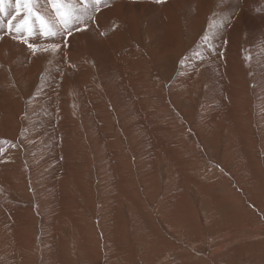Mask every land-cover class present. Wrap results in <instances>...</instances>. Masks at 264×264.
<instances>
[{
  "label": "rangeland",
  "instance_id": "rangeland-1",
  "mask_svg": "<svg viewBox=\"0 0 264 264\" xmlns=\"http://www.w3.org/2000/svg\"><path fill=\"white\" fill-rule=\"evenodd\" d=\"M77 1L84 6L70 8L73 20L96 7L95 0ZM120 2L106 14L115 22L119 11L129 23L118 40L128 59L119 71L111 62L95 67L85 48L87 62L73 65L63 108L76 125L71 150L60 143L58 156L36 153L37 118L30 117L37 109L35 93L54 66L49 61L28 71L0 36L6 92L0 101L12 110L3 118L12 132L0 123V264H264V0H229L220 18L206 2L202 8L193 0L163 13L165 23L180 15V33L173 25L175 33L164 36L150 33L155 23L146 17L132 35V9L126 10L128 0ZM45 3L37 0L36 10L48 20L43 7L51 5ZM14 4L5 0L6 12ZM233 9L241 12L238 39L226 33ZM204 10L208 14L199 18L196 12ZM24 14L22 9L10 31L38 34L17 30ZM250 16L256 24L247 22ZM252 32L260 36L251 45ZM235 42L231 64L214 62L221 53L213 49ZM99 45L109 58L107 34ZM206 51L213 56L204 81L180 74L183 64L187 71ZM132 67L139 71L130 80L125 75ZM57 88L60 95L64 88ZM81 104L93 111L87 122L81 121Z\"/></svg>",
  "mask_w": 264,
  "mask_h": 264
},
{
  "label": "bare ground",
  "instance_id": "bare-ground-1",
  "mask_svg": "<svg viewBox=\"0 0 264 264\" xmlns=\"http://www.w3.org/2000/svg\"><path fill=\"white\" fill-rule=\"evenodd\" d=\"M91 1L92 0H90V2ZM120 1H122V0H112L111 5L105 3V1H104V3H105L104 5H99L98 4L99 1L95 0L94 2L96 3V7L92 12L90 9L88 10V7L87 8L83 7L84 8L83 14L85 15V17L84 18L78 17V18L74 19L72 21V23L68 26L67 31H65L63 28H57L55 36L43 35L39 25L37 23H34V22L31 23V29L37 30L39 32L38 34L25 35V34L18 33L16 30H13L11 32L9 30V21L13 20L14 16L16 17V19L13 20V23H14V21L18 20V16H19L20 12H22V9H23L21 7V11L18 13L16 11L17 6L15 4H14V7H11V8L8 7L9 9L7 10V12L3 13L1 15L0 20L3 23L0 24V33H1L0 36L4 38L6 43H9V47L7 48L8 52H14L15 51L17 54H19L20 55L19 61L21 62V64L23 66L26 65L29 68L28 71H31V69H34V68L36 69L41 63L49 62V61L52 64L49 66H54L51 69V71H50V73L46 79L47 84H41L38 87L37 92L35 93V96L33 99L34 101L38 102L37 106H36L37 107L36 113L34 115L30 116L31 118L32 117L37 118V126H36L37 133H36V135H32V137L36 143L40 142V145L38 147L39 149L36 150L37 154H38L39 150H41V151H45L44 153H47L48 155H49V153L50 154L52 153L55 155L57 154V156H58V154H59L58 152H60V150L57 152V147L60 143L63 145L65 142L67 143V145H65V147L63 149L69 148L71 150V144L69 141L70 136H71L70 131H71V128L76 127V125H75L73 119L68 117V115L65 113L63 108L69 102V99L67 98L66 91L69 88L70 84H67V80L69 79V76H70L69 74L73 70V65L76 64V61L81 62V60H83L84 58H85L84 62H87V59L84 56L85 48H86V52L88 50L90 56L93 58L95 67H99V65H102L104 68H107L109 63L111 62L114 64V66L116 67V69L118 71L122 67L124 68L122 63L126 58L128 59L129 55L125 50H121L123 44L118 42V40H121V36H120L121 33L120 32H122V31H119V30L125 31L126 27L129 25V23L126 21H122L120 15H119V11L117 12V15L115 16V18H116L115 22L109 21L112 18H114V16L106 14V9L108 7L118 6L119 4L122 3ZM195 1L197 4L202 5V8L206 2L209 5V10H213V9L215 10L216 9V12L219 14L218 18L223 17L226 14V13H224V8H225L224 5L230 4L229 0L226 1L224 3V5L222 4L221 0H195ZM192 2H193V0H128L126 10L132 9V35L137 34V29L140 26L138 20L141 17H146L148 19L147 21L152 20L155 23L154 26L148 28V30L152 34H153L154 30L163 34V36H164V33H166L167 35H168V33L174 34L175 30L177 31V33H180L179 26H178V20L180 18V15L176 14V15H179L177 17H176V15H174L173 19H168L165 23L164 22L165 18H164L163 13H165L168 9H170L171 12L174 10H177V9H179V7L182 4H187L189 6L190 4H192ZM47 4H49V2L46 0L45 5H47ZM77 4L80 6V8L82 6H84L82 4L80 5L77 0H64V6L70 5L69 8L64 7L66 9H70L72 6L75 7ZM101 4H103V3L101 2ZM43 8H45L48 20H50V21L54 20L56 13H55L54 9L52 8V6H44ZM202 8H199V9L202 10ZM85 9H86V11H85ZM90 13L93 14V17H90ZM228 13L230 14L229 19H228L229 27L228 26L226 27V33L232 34V35H234L235 38H237L238 31H240V29H241L240 24H239V17L241 15L240 9H233L232 11H229ZM196 14H197V16H199V18H201V17H204L205 15H207L208 12L206 10H204L202 12H196ZM235 15H238L237 19H235V17H234ZM87 16H89L90 18H93L94 19V20H92L93 22L87 23V20H86ZM183 16H186V13H184ZM194 19L198 20V17H195ZM247 22H251L253 24H256V19L254 17L250 16L247 18ZM92 23H94V24H92ZM111 23H113V24H111ZM110 25L112 26L111 28L109 27ZM173 25H174L175 30L172 28ZM92 29H95L97 31L96 35H95L96 32H94V34H92ZM69 32L71 33L70 34L71 38L67 37V36H70L68 34ZM76 32H79V33H76ZM90 32H91V34H90ZM74 33H76V34H74ZM98 33H105V34H98ZM106 34L109 36V38L111 40V44L113 46L110 49L111 54H110L109 58H106L105 49L99 45L100 37L106 36ZM257 34H258V36H260L259 32ZM257 34L255 32L251 33V35L249 37V40H251V45H252V42L256 39V37H258ZM82 38L86 39V41L84 42V45H82L80 43V40ZM19 39L21 40V42ZM64 39H67V41ZM58 42L61 44L62 47L59 46L60 48H56L53 50V46H55ZM178 43L181 44V41H179ZM77 44H78V46H77ZM236 44L238 46V43L235 42L232 46H230L231 44H229V45L226 44V46L225 45H223V46L219 45L218 47L213 49L216 53H221L219 56H217L214 59V62L219 63V64H231L232 60L234 59V56H232V55H234L236 53V49H238V47H239V46L236 47ZM29 45H31L32 47H29ZM0 49H1V47H0ZM51 50L56 55L58 54L59 51H61L62 52L61 57L50 59L49 56L52 52ZM263 52H264V50H263ZM95 55L101 56V63H99V64L96 63V56ZM211 56H213V54L211 55L210 51L204 52L200 56V59L198 62L196 59L193 60L192 62H189V64L187 65V71L184 70L185 65L183 64L181 66L182 68L180 69V74H182L183 72H187L188 73L187 77L189 78L190 81H193L194 78L201 79L202 81H204L206 76L209 73V68H208L207 63L209 62ZM260 58H264V53L260 54ZM131 60L132 59H130L129 61L132 64ZM33 62L37 64L36 67L33 66ZM128 68H130V64H128ZM138 71L139 70H135L132 67V71H129L128 74L125 76L127 79L130 78V80L131 79H137L136 78V72H138ZM192 71H195V73H192ZM197 71H203L205 73V75L203 77H201V76L197 77L196 76ZM23 77H24V75H23ZM116 79H118V80L121 79L120 74H116ZM208 84H210V83L208 82ZM86 85H88V84H86ZM58 86H62L64 88V91L60 95L57 93V89H58L57 87ZM75 87H77V86H75ZM84 89H86V88L84 87ZM82 90L83 89L78 90L77 95H76L78 98H81L80 96H82V92H81ZM88 92H90V91H88ZM5 94H6V92H5L4 87L2 85H0V98L3 97ZM82 98H83V96H82ZM95 98H97V97H95ZM96 102H97V100H96ZM101 103L102 102L98 103L97 108L100 111V114L103 115V113H102L103 107H102ZM92 104H94V103H92ZM6 109H8V107L6 106V103L4 104L1 100L0 101V123L2 124L4 131L12 132V127L8 126L6 121H5L9 117V116L6 117L8 112L12 111V110H6ZM98 110H97V112H98ZM80 111H81V121L82 122L85 120L87 122L88 117H90V115L93 113L92 109L90 110L89 107L85 104L84 105L81 104ZM3 118H5V120H3ZM101 118H103V117H101ZM95 124H97V123H95ZM102 127H104V123H103ZM16 129L18 131H20V124L16 126ZM99 132H101V131H99ZM7 134H9V133H7ZM74 134L76 136L78 135V134H76V131L74 132ZM45 138H48L46 143L44 141H42ZM60 148H61V145H60ZM62 152H63V150H62ZM64 154H65V152H64ZM66 154H67V152H66ZM61 156H62V154H61ZM54 157L50 158V159L52 160V159H54ZM55 159H56V157H55ZM42 160H44V159H42ZM57 160L58 159H56V161ZM60 160H58V161H60ZM67 160H68V158H67ZM53 161H55V160H53ZM47 162H49V161H47ZM39 166L42 168L44 166V161H41Z\"/></svg>",
  "mask_w": 264,
  "mask_h": 264
},
{
  "label": "snow or ice",
  "instance_id": "snow-or-ice-1",
  "mask_svg": "<svg viewBox=\"0 0 264 264\" xmlns=\"http://www.w3.org/2000/svg\"><path fill=\"white\" fill-rule=\"evenodd\" d=\"M49 4L54 9L56 16L54 20H46L44 16L36 10L37 0H16V11H21V5H23L24 16L21 22L17 25V30L31 31V22L33 18L39 25L41 32L45 36H55L57 28H63L67 31L68 26L72 23L75 16V9L63 8L64 0H48ZM5 0H0V13H5ZM78 18V17H77ZM16 17H13L15 20ZM13 20L9 21V30L12 28ZM71 34L70 32L68 33ZM29 47H32L29 45ZM55 46H53L54 50Z\"/></svg>",
  "mask_w": 264,
  "mask_h": 264
}]
</instances>
